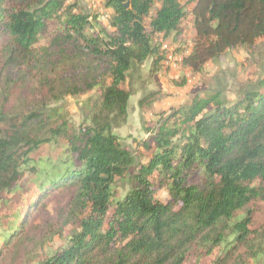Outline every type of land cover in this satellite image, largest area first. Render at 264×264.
I'll return each mask as SVG.
<instances>
[{
	"label": "trees",
	"instance_id": "1",
	"mask_svg": "<svg viewBox=\"0 0 264 264\" xmlns=\"http://www.w3.org/2000/svg\"><path fill=\"white\" fill-rule=\"evenodd\" d=\"M104 1L107 24L69 0H0V258L264 264V72L258 89L231 102L208 92L161 113L143 127L150 156L131 190L118 199L113 186L133 163L113 133L126 121L131 67L151 58L157 69L172 57L201 75L229 50L254 49L264 40V0ZM91 92L99 102L78 131L50 110ZM52 202L72 229L42 258L36 221L51 217Z\"/></svg>",
	"mask_w": 264,
	"mask_h": 264
},
{
	"label": "rangeland",
	"instance_id": "2",
	"mask_svg": "<svg viewBox=\"0 0 264 264\" xmlns=\"http://www.w3.org/2000/svg\"><path fill=\"white\" fill-rule=\"evenodd\" d=\"M69 3L76 4L77 11L85 15L93 16L98 13L105 15L104 23L107 24L109 21L107 19L109 11L104 8V0H69ZM148 22L147 19L145 23ZM164 44L171 53L174 52L169 44ZM151 64V58L142 64H134L126 74L127 80L123 85V89L130 93L126 121L124 125L113 130V133L118 137L121 147L132 153L133 163L128 169V176L114 182L115 195L118 199H122L131 190L137 166L146 162L150 156L141 144L150 139L143 127L153 128L161 113L177 109L195 96L219 92L222 99L231 102L241 92L258 89L264 72V40L257 42L255 48L250 51L244 49L227 51L218 60L208 63L206 72L201 75H194L186 70L183 72L179 65L169 67L163 62L157 69H152ZM99 97V92H91L77 98L64 97L58 103L50 104V110L57 109L63 119L78 131L80 126L89 125L90 116L99 102ZM143 99L148 102L140 105L139 102ZM59 144H63V141H59ZM48 154H50L48 149L42 152V155ZM30 178L31 176L26 175L23 183ZM155 198L164 202L167 200V194L164 190H158ZM260 207L263 209V205ZM47 211L51 217L49 218L45 212L42 213L37 218L35 229L40 240L45 239L43 248L38 253L42 258L46 253L56 251L64 243L62 237H66L72 229L64 228L67 222L55 212L53 202L48 205ZM61 228L64 229V234L53 236V233H59ZM0 264L17 263L1 257Z\"/></svg>",
	"mask_w": 264,
	"mask_h": 264
},
{
	"label": "built area",
	"instance_id": "3",
	"mask_svg": "<svg viewBox=\"0 0 264 264\" xmlns=\"http://www.w3.org/2000/svg\"><path fill=\"white\" fill-rule=\"evenodd\" d=\"M164 48H166V47L164 46ZM168 65H169L170 67L177 66V65L175 64V62L173 61L172 57H169V58H168Z\"/></svg>",
	"mask_w": 264,
	"mask_h": 264
},
{
	"label": "water",
	"instance_id": "4",
	"mask_svg": "<svg viewBox=\"0 0 264 264\" xmlns=\"http://www.w3.org/2000/svg\"><path fill=\"white\" fill-rule=\"evenodd\" d=\"M125 7H128V4H126Z\"/></svg>",
	"mask_w": 264,
	"mask_h": 264
}]
</instances>
